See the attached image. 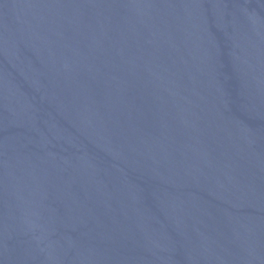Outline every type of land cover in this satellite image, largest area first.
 I'll use <instances>...</instances> for the list:
<instances>
[{
	"label": "water",
	"instance_id": "95a60500",
	"mask_svg": "<svg viewBox=\"0 0 264 264\" xmlns=\"http://www.w3.org/2000/svg\"><path fill=\"white\" fill-rule=\"evenodd\" d=\"M0 264H264V0H0Z\"/></svg>",
	"mask_w": 264,
	"mask_h": 264
}]
</instances>
